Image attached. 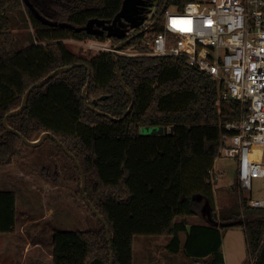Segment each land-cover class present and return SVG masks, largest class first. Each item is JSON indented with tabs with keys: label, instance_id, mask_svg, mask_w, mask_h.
Segmentation results:
<instances>
[{
	"label": "trees",
	"instance_id": "1",
	"mask_svg": "<svg viewBox=\"0 0 264 264\" xmlns=\"http://www.w3.org/2000/svg\"><path fill=\"white\" fill-rule=\"evenodd\" d=\"M145 1L146 13L153 5L183 9L197 0ZM28 2L35 12L24 0H0V168L13 164L24 146L7 131L5 117L21 107L33 85L59 68L71 67L35 88L24 111L10 117L8 125L34 142L51 133L57 140L47 138L34 148L48 143L57 147L82 183L74 161L59 145L63 144L81 164L88 200L105 221L104 225L93 214L79 187L82 202L99 226L55 230L53 264H111L112 252L114 264H135L134 240L142 236L170 237L167 249L172 254L182 251L190 264H225L222 232L229 227L244 229L251 259L264 264V210L250 207L247 198L236 209L216 210L211 171L225 146V124L240 118L239 103L221 100L218 83L186 58L100 52L90 59L69 48L68 40L95 38L71 27H84L91 19L112 22L123 0ZM21 5L36 37L26 49L17 47L10 16V10ZM146 127H167L169 132L144 134ZM16 206V192L0 191V234L14 232ZM208 212L204 224L187 219Z\"/></svg>",
	"mask_w": 264,
	"mask_h": 264
},
{
	"label": "built area",
	"instance_id": "2",
	"mask_svg": "<svg viewBox=\"0 0 264 264\" xmlns=\"http://www.w3.org/2000/svg\"><path fill=\"white\" fill-rule=\"evenodd\" d=\"M164 8L150 7L145 22L127 33L128 46L117 49L109 39L92 47L130 57L186 58L218 83L221 100L238 102L241 111L239 120L225 124L220 158L236 161L241 189L251 196L253 182L264 181V0H197L183 9ZM211 173L216 179L215 168ZM248 201L264 210V197Z\"/></svg>",
	"mask_w": 264,
	"mask_h": 264
},
{
	"label": "rangeland",
	"instance_id": "3",
	"mask_svg": "<svg viewBox=\"0 0 264 264\" xmlns=\"http://www.w3.org/2000/svg\"><path fill=\"white\" fill-rule=\"evenodd\" d=\"M19 49L36 42L35 30L27 18L24 6L10 10ZM99 41V40H98ZM97 39L68 40L69 48L86 58L100 53ZM110 43V40L100 41ZM114 44L113 40H111ZM150 133L154 135L156 128ZM22 153L13 164L0 168V191L13 188L18 196V218L11 236L0 235V264H52L53 232L55 230L87 231L99 226L98 220L82 202L81 182L73 164L54 145L34 148L22 146ZM235 160L220 158L215 164L216 210L236 209L244 198L264 197V181L253 182L252 195L242 191ZM236 187V188H235ZM206 216L188 217L191 224L205 223ZM222 253L226 264H255L249 255L242 227L226 228ZM184 239V234H181ZM170 237H136L135 264H190L182 251L172 254L167 249Z\"/></svg>",
	"mask_w": 264,
	"mask_h": 264
},
{
	"label": "water",
	"instance_id": "4",
	"mask_svg": "<svg viewBox=\"0 0 264 264\" xmlns=\"http://www.w3.org/2000/svg\"><path fill=\"white\" fill-rule=\"evenodd\" d=\"M26 5L33 11L34 9L32 8L31 4L28 2V0H24ZM169 0H167L168 2ZM168 6V4L165 5L164 10L166 9V7ZM152 7V6H150ZM147 10V4L145 0H123V5L122 8L120 10V12L115 16V18L113 19L112 22L108 23L107 21L104 20H99V19H91L88 21V23L84 26V27H71L73 28L76 32H85L87 33L89 36L91 37H95L96 39L103 37V36H107L109 39H118L121 40V43L117 46V49H122L123 47H126L130 44L131 39H126L127 37V33L131 30V29H137L139 28L146 20V14L149 12L145 11ZM65 26V25H63ZM69 70H71V67H62L59 68L55 71H53L52 73H50L45 79H43L42 81L36 83L35 85H33L25 94L23 101H22V105L19 109L14 110L12 112H10L4 119V125L7 129V131H10L12 133H14L15 135H17L20 140L22 141V143L24 144V146L26 147H38L40 146L42 143H44V141L47 138H51L53 140H57L51 133H43L40 138L37 141H29L27 140L23 135H21L19 132L11 129L8 125V119L10 117L13 116H17L20 113H22L24 111V109L26 108L29 96L31 94V92L35 89V88H39L44 86L47 82H49L51 79H53L54 77L63 74L65 72H68ZM89 73H91V71L89 70ZM117 74L120 78V81L122 82L123 86L126 88L127 92L132 96L131 91L127 88L126 83L123 80L122 74L119 70H117ZM89 87L90 85H87L84 90H83V97L85 99H87V95H88V91H89ZM105 98V97H102ZM133 98V97H132ZM88 109L92 110V111H96L98 114H101L103 116H106L107 118L110 119H114L117 120L113 117H111L110 115L100 112L94 108H92L91 106H88ZM132 110V105L129 108L128 112L126 113V115L131 112ZM125 115V116H126ZM151 127H146L144 129V131H147V133H150L151 131ZM155 129V128H154ZM169 132V129L167 127H161V128H157L155 130L154 134H163L166 135ZM61 147H63L64 151L68 154V156L74 161L76 167L78 168L80 174H81V190L84 193V198L86 199L88 205L90 206V209L92 210L93 214L98 217L99 221L101 223H103L105 225V221L104 219L99 215L98 211L92 206L91 202L88 200V196L86 194V185H87V179L85 176V172L83 171V168L81 166V164L79 163V161L77 160V158L70 154L69 151L63 146V144H59ZM112 247V245L110 246ZM111 264H114V253H111Z\"/></svg>",
	"mask_w": 264,
	"mask_h": 264
},
{
	"label": "crops",
	"instance_id": "5",
	"mask_svg": "<svg viewBox=\"0 0 264 264\" xmlns=\"http://www.w3.org/2000/svg\"><path fill=\"white\" fill-rule=\"evenodd\" d=\"M68 42V41H67ZM68 44V43H67ZM69 45V44H68ZM2 191H13V192H15V190L13 189V188H10V189H5V190H3L2 189ZM16 214H17V217H16V221H17V218H18V196H17V206H16ZM13 233H9V234H2V235H5V236H11ZM1 235V234H0ZM52 242H53V239H52ZM222 247H223V245H222ZM52 254V264H53V253H51ZM224 260H225V264H226V259H225V256H224Z\"/></svg>",
	"mask_w": 264,
	"mask_h": 264
}]
</instances>
